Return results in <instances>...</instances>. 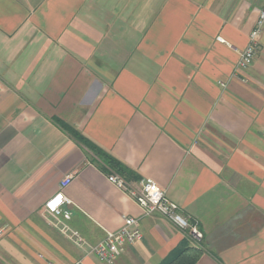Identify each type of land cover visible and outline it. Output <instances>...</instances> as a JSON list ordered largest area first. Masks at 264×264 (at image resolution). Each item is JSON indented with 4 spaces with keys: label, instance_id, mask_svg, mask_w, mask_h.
<instances>
[{
    "label": "crops",
    "instance_id": "obj_1",
    "mask_svg": "<svg viewBox=\"0 0 264 264\" xmlns=\"http://www.w3.org/2000/svg\"><path fill=\"white\" fill-rule=\"evenodd\" d=\"M262 10L0 0V264H107L61 226L94 244L125 216L142 237L116 264H165L184 245L202 251L195 264H264V28L246 80L235 74ZM57 120L153 179L203 239L144 215ZM60 191L71 202L56 217L45 204Z\"/></svg>",
    "mask_w": 264,
    "mask_h": 264
},
{
    "label": "built area",
    "instance_id": "obj_2",
    "mask_svg": "<svg viewBox=\"0 0 264 264\" xmlns=\"http://www.w3.org/2000/svg\"><path fill=\"white\" fill-rule=\"evenodd\" d=\"M264 28V10L256 22L255 27L249 35L247 46L240 52L239 60L235 67V74L241 75L246 80L245 73L250 68L257 53L260 49V37ZM220 42L225 39L218 37ZM73 176L69 175L63 179L61 186L64 188L70 184ZM109 180L120 189L124 190L131 198H133L143 209L144 215L159 214L183 231H187L191 237L200 242L203 239V233L196 224L190 221L181 213V207L172 201L164 189H162L153 179L141 178L133 182L129 181L118 173L112 172L108 175ZM71 201L64 195L62 191L50 198L46 204V210L56 217L68 215L67 211L62 209L65 203ZM61 221H58L59 225ZM61 230L66 233L77 246H88L89 250L95 253L99 259L107 264H116V259L121 253L122 247L132 244L142 237V231L139 227V219L133 216H125L123 225L116 231H108L100 241L89 244L88 241L76 231L70 230L66 226H61ZM4 230L0 229V238L3 236Z\"/></svg>",
    "mask_w": 264,
    "mask_h": 264
},
{
    "label": "trees",
    "instance_id": "obj_3",
    "mask_svg": "<svg viewBox=\"0 0 264 264\" xmlns=\"http://www.w3.org/2000/svg\"><path fill=\"white\" fill-rule=\"evenodd\" d=\"M57 123L68 132L76 141L87 147L93 154L92 160L106 172H115L123 176L129 181H138L140 178L137 174L125 165L123 162L115 158L109 152L105 151L90 139L85 137L80 131L76 130L69 124L57 120ZM201 250L195 247L183 246L172 255L165 264H195L201 256Z\"/></svg>",
    "mask_w": 264,
    "mask_h": 264
}]
</instances>
